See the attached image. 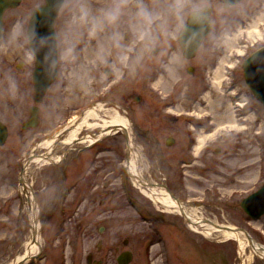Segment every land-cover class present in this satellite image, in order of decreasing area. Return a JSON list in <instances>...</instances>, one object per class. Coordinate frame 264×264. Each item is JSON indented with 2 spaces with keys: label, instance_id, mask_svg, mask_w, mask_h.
<instances>
[{
  "label": "rangeland",
  "instance_id": "1",
  "mask_svg": "<svg viewBox=\"0 0 264 264\" xmlns=\"http://www.w3.org/2000/svg\"><path fill=\"white\" fill-rule=\"evenodd\" d=\"M209 3L212 5L214 24L211 36L204 41L201 56L186 62V65H194L196 73L186 72L183 62L184 77L180 81L177 69H181L182 65L169 63L166 70L169 76L167 74L157 81H148V59H145L131 68L128 80L109 82L112 78L106 69L115 77L125 66L119 65L120 71L117 72L110 66L113 62L109 57V66H104V74L94 71L92 79L82 84L72 74V65L64 67L60 63V80L69 76L65 80L70 81L68 99L65 101L62 98L64 93L59 92L58 86L54 87L47 99L49 102L57 98V112L47 106L42 116V126L27 131L22 128V122L27 116L28 107L34 103V91L32 83L25 87L22 80L31 67L32 58L25 51L23 37L18 36L13 40V33L17 25L21 30H27L33 9L45 4V0H22L18 7L6 11L4 37L0 42V119L9 124L10 134L5 145L0 147V264H10L23 254L32 234L26 198L23 200L13 186L19 170L16 159L23 156L26 147L34 145L32 139L39 135V131L49 130L55 124V128H58L61 118L64 119L61 112L70 100L74 109L69 116L74 115L79 105L86 102H104L106 110L103 116L107 119L116 110L125 116L131 131L132 153L141 156L149 153V150L145 142L136 139L133 123L138 121L143 127L146 126L148 99L149 126H156V136L160 139H165L169 133L160 123L161 117L166 113L179 117L183 107L189 101L193 102L190 104L192 108L187 111L189 113H184L183 119L180 118V123L176 122L174 127L182 130L176 142L193 139L195 147L192 149L194 153L188 156L186 140L187 157L195 160L184 168V198L188 200V206L196 210L197 216L212 223L243 228L254 241L264 245V215L253 219L241 206V200L264 183V105L245 83L242 67L245 57L264 45V0H242L228 8L220 0H209ZM216 5H223V10H218ZM65 20L66 17L60 13L56 22L57 31ZM213 38L216 39L214 50L213 47L209 49L207 44ZM82 48V45L79 46L77 51H82ZM212 55L219 59L216 67L219 64L221 76L224 77L223 92L214 84L219 75L217 71L211 77L201 75V63ZM20 60L28 63L27 69L17 67ZM83 60L84 56L81 55L77 63ZM8 75L14 80V87L10 91L5 79ZM117 84H120L118 88L122 92L121 105L129 103L131 110L122 106L119 111L113 106L116 101L110 105L109 100L116 93ZM129 93L139 95L141 99L138 102L128 100ZM175 95L180 96L182 101L170 106L167 112L163 108V101ZM196 124L199 127L195 130L193 126ZM83 131L92 129L85 126ZM142 134H145L144 131ZM205 135L200 145L199 139ZM141 138L144 140L145 135ZM98 145L108 146L100 156L103 160L101 165L105 163L104 166L119 162L125 152L122 134L107 136ZM218 148L220 152H217ZM92 152L93 148L74 150L64 161L56 164L38 165L34 162L26 169L27 177L30 181L40 174L54 173L61 178L69 169L72 157L87 158ZM104 166H99L97 173L95 171L91 175L95 182L92 190L68 196L67 209L58 210L50 206L40 209L43 256L34 260L33 264H55L58 256L59 264H71V259L76 257H82L83 264H86L88 253H120L127 248L134 253L130 264H264V258L252 255L249 246L246 254L241 255L239 242L233 238L225 239L220 234L208 237L191 229L181 213L156 204L131 180L137 210L128 204L125 198L127 193L119 187L118 180L111 183L107 191L102 190L108 171L101 169ZM147 210L154 214L153 219L149 218ZM125 240H128V245L124 244Z\"/></svg>",
  "mask_w": 264,
  "mask_h": 264
},
{
  "label": "flooded vegetation",
  "instance_id": "2",
  "mask_svg": "<svg viewBox=\"0 0 264 264\" xmlns=\"http://www.w3.org/2000/svg\"><path fill=\"white\" fill-rule=\"evenodd\" d=\"M188 21V20H187ZM186 21V23H187ZM212 21V18H211ZM213 21H212V28H213ZM211 28V30H212ZM211 30L210 32L202 38L199 47L197 48L194 56L188 57L183 49V56H184V65H185V71L191 74L196 73L195 67L192 64L186 65L187 61H191L194 59H197L199 55L201 56V48L204 44V41L206 38L211 36ZM4 37V33L2 36V39ZM210 39V38H209ZM216 39H211V41H208V47L209 49L215 45ZM183 47V46H182ZM163 46L158 44L156 48L153 50L152 56L153 59H148V64H147V70H148V81H157L161 76L167 75L169 76V73H167V65L170 63V57H171V51L168 53V55L161 57V53L163 52ZM176 50L175 44L172 45V51ZM210 51V50H209ZM30 57L32 58V61L30 62L31 67L29 68L28 73L23 77L22 84L23 86H27L29 83H32L33 86V99L34 103L30 104L28 107V113L26 118L22 122V128L24 131H27L29 129H34L42 126L43 123V115L44 112L46 111V107H50L53 110L55 109L57 112V109L59 108L57 106V98H52L48 102V95L49 92L56 88L58 86L59 92L64 93L62 98L66 101L68 99V95L70 93V81H65L68 79L69 76H66L64 80L61 79V75L58 74L56 79L47 86L44 94L41 96L39 100L35 99V86L33 83V71L36 68V57L32 52H28ZM206 57V56H205ZM214 57L215 55L210 56L209 58H206L205 61L201 63L200 70H201V75L204 78L211 77L213 73H215V67H214ZM218 57V56H217ZM159 58V59H156ZM111 62H114V57L110 58ZM184 65L181 66V69H177L179 72V80L181 81L183 79V70H184ZM20 66V69L25 70L28 68V63L25 60H20L18 62L17 67ZM107 73L109 74V77L112 78L109 80V82H122L125 80H128L130 77V72H131V67L124 66L121 71L114 77L112 76L113 73L109 70L106 69ZM169 72V71H168ZM166 73V74H165ZM112 85V84H111ZM120 84H117V91L114 94V96L109 100L110 105L113 104L115 101L116 103L113 104L114 107H117L118 110H122V106L126 108H129L131 110V105L128 103L125 104L123 103L121 105V96L120 94L122 92H119V87ZM115 88V87H114ZM116 89V88H115ZM100 94V93H99ZM128 100L134 99V101H139L141 97H137L134 95V93H129ZM181 97L180 96H173L172 99H167L163 101V108L167 112L169 111L170 106L177 105L178 103H181ZM69 104H67L64 108V111L61 112V115L64 117L61 118V122L59 123L62 124L63 121H67L70 118V114L73 112V105L71 103V100L68 101ZM88 102L81 103L77 110L82 109L87 105ZM193 102H188V105L186 107H183V111L180 112L179 117H173L169 116V113H166L164 117L160 119V123L165 125L166 129L169 130V133L165 139H160L159 137L156 136V126L152 124V126H149V99L146 103V113H147V120H146V126L143 127L138 121H135L133 123L135 130L133 133L136 134V139L139 141L145 142L147 149L149 150V153H145L142 155V170L143 175L146 177H149L151 182H153L156 185L159 184H164V186L170 190L173 191L176 197L179 199L184 198V190H185V182L182 179V173L185 172V169L180 170L181 166L185 165V162L187 160V152H186V140L183 139L181 143L176 142L177 137L181 135L182 130L180 127L176 126L175 123L178 122L180 123V118L183 119V114L184 113H189V111L192 108ZM35 107L37 110V121L35 126H24L27 122L30 121L31 116H32V111L31 108ZM189 109V110H188ZM133 110V109H132ZM105 113V112H104ZM104 115V114H103ZM69 116V117H68ZM4 123L8 126V131L10 134V127L9 124L3 120ZM51 126L48 128L49 130L46 131H39V135H37L34 139L37 142L38 147L41 148L39 153H46L48 150L45 148L43 145V142L46 139V136H51L55 126ZM172 128V129H171ZM198 128V127H197ZM96 131L99 130V128L95 129ZM196 130V127H195ZM144 131L145 134H142ZM121 134V131L118 133ZM85 132L81 130L79 133L78 137L76 138V141H80L84 136ZM125 145H126V150H127V139L125 134H123ZM145 135V139L143 140L141 136ZM9 137V136H8ZM31 140V141H32ZM30 141V142H31ZM29 142V143H30ZM5 145V144H4ZM3 145V146H4ZM2 147V146H0ZM105 145H100L98 147V153L96 154H89L87 158H78L77 156H74L70 159V162L68 164L69 169L66 170L63 173V176L61 178H58L54 173L50 174H40V176L33 177V180L30 182L28 181L25 186L31 187V189L34 191L36 195V202L39 205L40 208H48V206L52 208H63L68 206V196L71 195V193H85L88 190H92L95 186V182L91 179V175L93 173H97V170L99 166L103 167L101 165L102 159L100 156L103 154L102 152L105 150ZM150 148V149H149ZM83 150V149H82ZM74 150L72 149L71 152L67 154H71ZM77 151H80L79 149ZM24 152V151H23ZM66 156V157H67ZM125 156H127V153H125ZM65 157V158H66ZM64 158V159H65ZM122 158V157H121ZM121 158L119 159V162L117 161L115 164L109 165V166H104V168H101L103 171L108 170L105 173V178H107L104 181V187L102 190L107 191L106 189L109 188L111 183H116L115 181L118 180L119 187L121 188V176H122V167H121ZM64 159L62 161H64ZM20 160V165L17 163V161ZM23 158L19 157L16 159V165H19V174L17 177V182L13 181V186L14 189L16 188V184L19 183V175L23 166L22 162ZM194 161L188 162V165H191ZM118 163V166H117ZM55 164V163H54ZM146 164V167H145ZM108 168V169H107ZM184 177V175H183ZM98 187V186H97ZM125 245H128V240L124 241ZM119 249V248H118ZM128 249V248H127ZM124 249V250H127ZM122 250V251H124ZM131 250V249H130ZM120 251V252H122ZM133 252V251H132ZM121 253H88L86 257V264H120L118 261V257ZM132 259L134 257V253H131ZM131 259V261H132ZM85 260V259H84ZM60 259L58 256V259L55 260V264H59ZM131 263V262H130ZM129 263V264H130ZM71 264H83L82 262V257H77L75 259H71Z\"/></svg>",
  "mask_w": 264,
  "mask_h": 264
},
{
  "label": "clouds",
  "instance_id": "3",
  "mask_svg": "<svg viewBox=\"0 0 264 264\" xmlns=\"http://www.w3.org/2000/svg\"><path fill=\"white\" fill-rule=\"evenodd\" d=\"M210 6L209 0H68L61 11L66 20L54 34V44L50 37L29 35L19 25L14 29L13 40L22 36L25 51L33 54V41L48 47L52 67L57 62L64 67L72 65V74L83 84L92 79L94 71L104 74L109 57L115 58L110 66L117 72L121 64L135 68L141 61L153 59L158 44L164 49L161 57L171 51L170 64L182 65L181 41L186 21L191 18L198 23ZM216 7L223 10V5ZM195 39L193 31L190 42ZM81 45L82 51L78 52ZM81 55L84 60L77 63ZM5 79L10 91L14 80L10 75Z\"/></svg>",
  "mask_w": 264,
  "mask_h": 264
},
{
  "label": "water",
  "instance_id": "4",
  "mask_svg": "<svg viewBox=\"0 0 264 264\" xmlns=\"http://www.w3.org/2000/svg\"><path fill=\"white\" fill-rule=\"evenodd\" d=\"M22 0H0V37L2 34V28L4 24V13L10 7H16L21 3ZM224 2V6L228 8L230 5L236 4L241 0H221ZM64 0H46V3L36 7L32 11V15L30 18L29 35L33 34L38 37H50V43L54 44L55 42V21L59 14V10L63 4ZM211 6L207 8L203 13V19L198 23L193 21V19L189 18V21L186 24L185 32L182 35V46L185 54L188 57L194 56L201 39L209 32L211 28ZM193 31L196 32V39L191 41V36ZM44 43V41H41ZM33 49L37 56L42 60L41 64H46L50 62L48 58L49 48L48 47H40L38 43L33 41L32 45ZM40 62V60H39ZM244 67V76L247 84L249 85L252 92L255 96L260 99L264 103V46L256 50L252 53L243 63ZM56 74V65L52 67L51 75L44 81V86L42 87V91L38 90L35 99L39 100L41 96L44 94V90L46 87L54 80ZM39 75L40 71L38 69L35 70L34 80L36 85L39 84ZM32 117L29 122L25 124L27 125H35L37 121V113L35 107L31 108ZM7 127L0 122V145L4 144L7 139ZM220 152L219 149H217ZM241 206L243 209L252 217L258 218L262 214H264V185L258 189L257 191L249 194L241 201ZM227 226V225H225ZM228 228V227H226ZM244 230L247 237L250 241H253L251 234ZM102 231V229H101ZM131 250H125L118 257V261L120 264H129L132 259Z\"/></svg>",
  "mask_w": 264,
  "mask_h": 264
},
{
  "label": "bare ground",
  "instance_id": "5",
  "mask_svg": "<svg viewBox=\"0 0 264 264\" xmlns=\"http://www.w3.org/2000/svg\"><path fill=\"white\" fill-rule=\"evenodd\" d=\"M251 32V31H250ZM254 32H257V30H254ZM253 34V32H251ZM218 69L216 70L219 74L215 80V86L218 87V89L221 88V91L223 92V81L224 77L221 76V72L219 70V64ZM101 114L99 113V110L96 106L92 108H88L85 112V116L81 119V121L76 125L75 128L71 130L68 136L65 137V139L62 141H56L55 145L66 144V149L71 147L73 145V141H75L77 134L79 133L80 129L84 126H88L89 128H96L99 127L101 130V134L105 130L112 131L115 129H125L128 127V120L125 116L121 115L117 110L115 113L110 115V118L107 119L105 117L100 118ZM94 120H91L93 119ZM108 131V132H109ZM107 133V132H106ZM206 138V135L204 137H201L199 139V144L201 145ZM94 138L90 135H87L84 142L86 141H92ZM53 144L52 139H48L43 142V145L47 148H51ZM68 148V149H69ZM52 152V151H51ZM50 151L47 152V154L35 156L34 159H32L33 162L39 163V164H45L49 162H60L65 157L64 155L56 156L51 155ZM54 153V152H53ZM138 158H141V155L137 154L134 155L131 161L130 170L133 173V179L135 183L138 185V187L141 186V191L145 193L147 196H149L154 202L161 204L168 209H173L174 211L181 212L185 218H187L190 223L188 224L191 229L198 231L200 233H203L204 235L210 237L214 234H220L225 239H235L239 242L240 247V253L241 255L246 254V249L248 246L251 248L252 255H258L261 258H264V245L256 242V241H248L246 238V233L244 230L237 229L236 226L229 225V226H223V225H217L215 222L212 223L210 221H207L206 218L202 216H197L196 210L189 207L187 204H177V202L172 199L162 188L159 187H146L144 186V183L142 181V177L137 176L135 173H137L138 169ZM28 216L30 220V225L32 227V234L29 237V240L26 243V250L23 254L18 256L16 260L11 262L10 264H18L23 260H30L39 250L41 249V245L43 243V238L41 235V212L40 207L33 198V195L29 193L28 195ZM228 227V228H226Z\"/></svg>",
  "mask_w": 264,
  "mask_h": 264
}]
</instances>
